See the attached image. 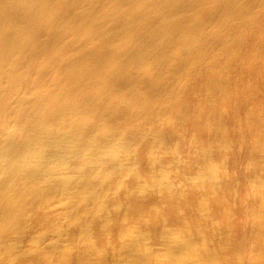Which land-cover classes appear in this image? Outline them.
Returning a JSON list of instances; mask_svg holds the SVG:
<instances>
[{
  "label": "bare ground",
  "instance_id": "6f19581e",
  "mask_svg": "<svg viewBox=\"0 0 264 264\" xmlns=\"http://www.w3.org/2000/svg\"><path fill=\"white\" fill-rule=\"evenodd\" d=\"M262 169L264 0H0V264H264Z\"/></svg>",
  "mask_w": 264,
  "mask_h": 264
},
{
  "label": "rangeland",
  "instance_id": "374dc122",
  "mask_svg": "<svg viewBox=\"0 0 264 264\" xmlns=\"http://www.w3.org/2000/svg\"><path fill=\"white\" fill-rule=\"evenodd\" d=\"M251 164L253 165V164H254V161H253V162H251ZM261 172H263V173H264V169H262V170H261Z\"/></svg>",
  "mask_w": 264,
  "mask_h": 264
}]
</instances>
